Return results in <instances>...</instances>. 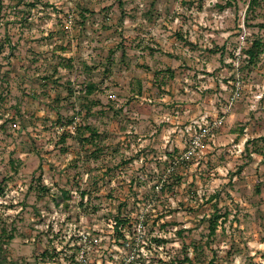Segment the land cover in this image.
I'll use <instances>...</instances> for the list:
<instances>
[{"label": "rangeland", "instance_id": "1", "mask_svg": "<svg viewBox=\"0 0 264 264\" xmlns=\"http://www.w3.org/2000/svg\"><path fill=\"white\" fill-rule=\"evenodd\" d=\"M0 263L264 264V0H0Z\"/></svg>", "mask_w": 264, "mask_h": 264}, {"label": "trees", "instance_id": "2", "mask_svg": "<svg viewBox=\"0 0 264 264\" xmlns=\"http://www.w3.org/2000/svg\"><path fill=\"white\" fill-rule=\"evenodd\" d=\"M252 1H256V0H252ZM258 46H262V43L260 40H255L251 46V48L247 51L248 54L251 57L255 56V50L258 48ZM220 216H216L214 219H210V232L211 233H215L216 231V226H217V222ZM125 220L123 219H118L117 224L123 223ZM118 226V225H117ZM186 261H190V259L188 257H186L185 259ZM1 264V263H0Z\"/></svg>", "mask_w": 264, "mask_h": 264}, {"label": "built area", "instance_id": "3", "mask_svg": "<svg viewBox=\"0 0 264 264\" xmlns=\"http://www.w3.org/2000/svg\"><path fill=\"white\" fill-rule=\"evenodd\" d=\"M200 129L206 130V128H203L202 125H200ZM194 133H197L196 125H195V132ZM194 133H191L190 149L188 150L189 153H187L186 155L192 154L193 151L198 150L202 146V140H201L202 139V134H201V131H200V134H194Z\"/></svg>", "mask_w": 264, "mask_h": 264}]
</instances>
